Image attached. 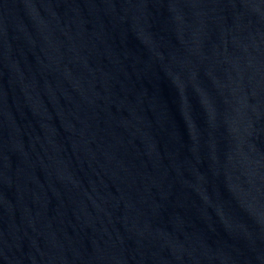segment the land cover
I'll return each mask as SVG.
<instances>
[{"label": "water", "instance_id": "1", "mask_svg": "<svg viewBox=\"0 0 264 264\" xmlns=\"http://www.w3.org/2000/svg\"><path fill=\"white\" fill-rule=\"evenodd\" d=\"M0 264H264V226L128 0H0Z\"/></svg>", "mask_w": 264, "mask_h": 264}]
</instances>
